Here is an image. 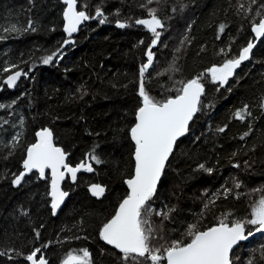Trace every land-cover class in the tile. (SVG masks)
I'll use <instances>...</instances> for the list:
<instances>
[{
	"label": "trees",
	"instance_id": "trees-1",
	"mask_svg": "<svg viewBox=\"0 0 264 264\" xmlns=\"http://www.w3.org/2000/svg\"><path fill=\"white\" fill-rule=\"evenodd\" d=\"M80 3L87 4L90 15L101 7L107 22L89 20L68 37L63 0H0V35L7 37L0 39V69L17 64L27 73L13 89L2 84L10 73H0V105L4 106L0 122L7 121L0 127V142H10L22 133L11 155L10 149L0 146V251L14 257L0 256V264H30L24 256L38 247L37 258L42 255L48 264H62L67 253L82 254L81 249L91 253L92 264H125L122 254L100 239L99 231L127 196L125 180L134 174L130 128L141 105L139 68L147 61L154 37L135 24L137 18H149L141 7L146 0ZM261 5L264 0H160L147 5L157 9L165 27L159 29L160 40L152 47L154 67L145 73L146 90L163 101L178 94L177 81L201 77L205 87L200 111L177 144L151 201L155 246L178 239L187 242L190 238L184 233L192 223L205 230L228 213L229 223L251 218L253 204L264 195V40L228 84L221 87L213 82L209 72L226 58L237 57L254 40L252 24L264 16ZM29 20L35 31H2L12 25L27 27ZM117 20L129 26L119 28ZM66 39L74 43L64 45ZM57 49L62 50L63 59L43 64L41 58ZM170 66L177 71H168ZM245 105L251 115L241 122L234 114ZM249 125L251 134L241 140ZM225 126L224 132L218 131ZM45 128L53 133L70 166L84 162L94 169L79 173L76 181L67 179L63 189L69 197L56 216L51 209L49 174L41 179L32 173L20 185L12 183L15 175L25 171L27 147L37 142L36 133ZM92 155L101 163L93 161ZM199 164L211 168V174L198 170ZM93 184L105 188L103 196L92 195ZM224 187L231 188L233 195L226 199L221 195L205 209V203ZM170 209L174 211L166 220L155 215ZM249 229L255 231L247 225L245 234ZM231 259L233 264H264V234L242 243Z\"/></svg>",
	"mask_w": 264,
	"mask_h": 264
},
{
	"label": "snow or ice",
	"instance_id": "snow-or-ice-1",
	"mask_svg": "<svg viewBox=\"0 0 264 264\" xmlns=\"http://www.w3.org/2000/svg\"><path fill=\"white\" fill-rule=\"evenodd\" d=\"M160 0H146V4L141 5L146 8L149 18H137L135 24L142 25L152 35L153 39L149 46L146 56L147 61L139 68V90L138 95L141 97V105L135 112V123L130 128V137L134 142V175L125 180L129 192L125 198L119 203L115 214L103 223L99 231L100 239L107 245L118 250L125 261V264H144V261H150L151 264H233L231 254H234V246L241 240H247L248 237L255 233L264 234V195L256 201L252 206L251 218L234 219L230 223L228 217L231 213L221 218L216 226L200 230L198 223H192L187 226L184 233L185 238H190L185 242L183 239L165 242L160 246H155L152 241L156 239V229L150 219L154 213L152 208V198L157 190V184L164 173L166 162L173 153L174 145L178 138L184 136L189 131V122L193 120L195 114L200 111L202 106L201 96L204 94V85L201 83V77H197L188 81H177L181 86L176 88L177 95L169 97L163 101L156 100L145 88V73L154 67V53L152 47H155L160 40L161 31L165 26L161 19L156 15V8H148L147 5L159 3ZM256 0H252L255 3ZM66 5L63 11L64 32L71 37L79 26L88 20L97 19L99 24L103 25L107 22V15L99 6L96 7L94 15H90L86 9L87 4H81L80 0H63ZM78 7L80 10H78ZM243 8V5L240 6ZM264 8V5H261ZM247 11H250L248 9ZM118 14V13H117ZM261 16L260 12H257ZM116 26L125 28L129 25L127 22L116 21ZM224 26L220 25L223 31ZM35 31L33 22L29 20L27 27H17L12 25L9 28H3V32L22 33L28 30ZM252 32L256 39L264 37V16H261L258 23L253 22ZM6 36L0 35V39H6ZM187 39V37H185ZM74 43L71 39L63 41L64 45ZM142 43V41H141ZM255 47V43L250 41L243 47L239 55L234 58H226L220 66H213L209 69L213 82H219L220 86L227 84L235 70L240 67L241 63L250 58V53ZM227 56L224 50H221ZM63 59L61 49L50 52L41 58L42 63L48 65L56 60L59 62ZM13 69H16L13 71ZM168 71H177L174 66H170ZM0 73H10L3 79L2 84L8 88H15L17 81L22 75L26 76L17 64L5 65L0 69ZM164 74V73H160ZM219 90V89H217ZM0 107H4L0 105ZM264 107V104H262ZM248 106L238 110L234 114V118L243 122L246 116H250ZM7 121L0 122V127ZM24 121L21 119L20 125L23 126ZM250 131L245 132L240 139L244 140L251 134ZM225 127L218 129L224 132ZM22 133L15 134L10 142H0V146L10 149L9 155L19 145ZM37 142L27 147V157L23 161L25 171L14 176L12 183L20 185L24 181L25 176L36 170L40 178H45V169L51 170V209L55 215L57 209L64 202V198L68 195L66 191L61 190L60 181L64 179L65 172L71 175V180L76 181L77 173L83 169L87 172H93L91 164L81 162L79 165L72 167L65 162L66 153L53 143V133L45 128L36 133ZM91 159L97 164L101 160L92 155ZM239 167V164L233 165ZM64 169V171H61ZM198 170H204L211 174L212 169L206 168L204 164L198 165ZM234 187H241L238 181L234 182ZM93 196L101 197L105 192V188L98 184L90 187ZM261 191V190H257ZM207 195V193L205 194ZM221 195L226 199L229 195H233L231 188L224 187L222 192L214 194L205 203L204 208L208 209L214 206L216 199ZM239 197V194H235ZM155 211V215L168 219L170 212ZM27 214V213H24ZM203 215V213H201ZM251 225L255 231L247 230L246 226ZM39 237V233H37ZM163 239V237H160ZM44 247H47L45 245ZM82 254L67 253L62 264H92L91 253L87 249L80 250ZM41 252V248H35L24 259L30 264H48L47 260L41 255L37 258V254ZM8 255V259L14 257L4 251H0V256ZM17 256L22 255L16 253ZM252 264V261H249Z\"/></svg>",
	"mask_w": 264,
	"mask_h": 264
},
{
	"label": "water",
	"instance_id": "water-1",
	"mask_svg": "<svg viewBox=\"0 0 264 264\" xmlns=\"http://www.w3.org/2000/svg\"><path fill=\"white\" fill-rule=\"evenodd\" d=\"M87 22H89V20L83 22V23L79 26L78 30H77L76 32H74L72 35H75V34L80 30V28H81L85 23H87ZM64 24H65V23H64ZM252 33H253V32H252ZM253 35H254V40H253V42L255 43V47L252 49V52L250 53V58H249L248 60H246V61H244V62L241 63L240 67L237 68V69L235 70L234 75H233L232 77L229 78L228 82H229L230 80H233V79L235 78L236 74L239 72V70L241 69V67H242L243 65H245V64H247L248 62L251 61L254 51L259 47V45H260V44L262 43V41L264 40V37H262V38H260V39H256L254 33H253ZM210 76H211V73H210ZM21 77H22V76H21ZM21 77H20V79H21ZM20 79H19V80H20ZM19 80H18V81H19ZM18 81H17V83H18ZM228 82H227V84H228ZM12 89H13V88H12ZM204 95H205V87H204V94L201 96V101H202V98L204 97ZM198 112H199V111H198ZM198 112H197V113L195 114V116L193 117V120L189 122V130H190V127H191L192 123L194 122V119H195L196 115L198 114ZM188 132H189V131H188ZM188 132H187L184 136L178 138L176 144L174 145L173 153L169 156V160L166 162V167H165L164 173H165V171H166V168H167V166H168L169 161L171 160L172 156H173L174 153H175V150H176V146H177V144H178L183 138H185V137L187 136ZM130 138H131V137H130ZM131 141H132V140H131ZM53 143H54V139H53ZM132 143L134 144L133 141H132ZM54 145H55V143H54ZM55 146H56V145H55ZM134 146H135V145H134ZM133 159H134V156H133ZM65 162L68 163V157H67V156H65ZM134 164H135V160H134ZM86 165H87V164H86ZM134 168H135V167H134ZM61 171H64V169H61ZM82 172H85V171H84L83 169H81V171L78 172L77 175H78L79 173H82ZM32 173H37V174L39 175V173H38L36 170H33ZM32 173H30V174H32ZM91 173H92V172H91ZM164 173L162 174L161 179H160V181H159L158 184H157V190H156L154 196L156 195V193H157V191H158V188H159V186H160V184H161V181H162V179H163ZM30 174H28L27 176H29ZM47 174H49V176H50V178H51V170H50V169H45V176H46ZM133 175H134V174H133ZM25 177H26V176H25ZM68 178H71V175H70L69 173L65 172V177H64V179L60 181V188H61V190H63V191H64V189H63V188H64V185H65V183H66V181H67ZM41 179H44V178H41ZM127 188H128V187H127ZM128 192H129V189H128ZM68 197H69V195H67V196L64 198V202H63V203L60 205V207L57 209V212H56L55 216H56V215H57V214L63 209V207H64L65 204H66V201H67ZM50 199H51V202H52V197H51V187H50ZM117 209H118V208H117ZM261 234H262V233H255V235L248 237L247 240H241V241H239L238 244H237L236 246H234V250H233V252H234V251H235V250H236V249H237L242 243H244V242L250 240V239L253 238V237L259 236V235H261ZM103 242H104V241H103ZM104 244H105L107 247H110V248H112V249H115V248H113L112 246L107 245L105 242H104ZM115 250H116V249H115ZM117 251H118V250H117ZM118 252H119V251H118ZM119 253H120V252H119ZM232 255H233V254H231V258H232Z\"/></svg>",
	"mask_w": 264,
	"mask_h": 264
},
{
	"label": "flooded vegetation",
	"instance_id": "flooded-vegetation-1",
	"mask_svg": "<svg viewBox=\"0 0 264 264\" xmlns=\"http://www.w3.org/2000/svg\"><path fill=\"white\" fill-rule=\"evenodd\" d=\"M144 27V26H143ZM148 31V30H147ZM158 31H159V29H158ZM149 32V31H148ZM150 33V32H149Z\"/></svg>",
	"mask_w": 264,
	"mask_h": 264
},
{
	"label": "rangeland",
	"instance_id": "rangeland-1",
	"mask_svg": "<svg viewBox=\"0 0 264 264\" xmlns=\"http://www.w3.org/2000/svg\"><path fill=\"white\" fill-rule=\"evenodd\" d=\"M148 72H149V70H148ZM147 73V72H146Z\"/></svg>",
	"mask_w": 264,
	"mask_h": 264
}]
</instances>
